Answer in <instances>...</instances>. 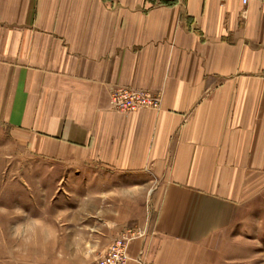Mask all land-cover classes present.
I'll use <instances>...</instances> for the list:
<instances>
[{"label":"crops","instance_id":"1","mask_svg":"<svg viewBox=\"0 0 264 264\" xmlns=\"http://www.w3.org/2000/svg\"><path fill=\"white\" fill-rule=\"evenodd\" d=\"M117 87L160 106L116 112ZM0 125L70 170L92 264L129 229L126 264H209L264 201V4L0 0Z\"/></svg>","mask_w":264,"mask_h":264},{"label":"rangeland","instance_id":"2","mask_svg":"<svg viewBox=\"0 0 264 264\" xmlns=\"http://www.w3.org/2000/svg\"><path fill=\"white\" fill-rule=\"evenodd\" d=\"M70 177L0 125V264H92L75 228V219L89 223L90 201ZM214 251L209 264H264V201L246 203Z\"/></svg>","mask_w":264,"mask_h":264},{"label":"built area","instance_id":"3","mask_svg":"<svg viewBox=\"0 0 264 264\" xmlns=\"http://www.w3.org/2000/svg\"><path fill=\"white\" fill-rule=\"evenodd\" d=\"M150 3L171 4L177 0H147ZM224 2L226 0H218ZM242 6L250 2L264 4V0H238ZM110 106L119 113H131L140 109H158L160 106V94H152L125 87H117L110 93ZM144 232L132 231L122 232L108 247L107 251L94 264H126L128 244L137 237H142Z\"/></svg>","mask_w":264,"mask_h":264}]
</instances>
